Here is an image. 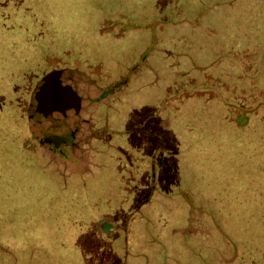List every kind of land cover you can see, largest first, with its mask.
<instances>
[{"label": "rangeland", "instance_id": "obj_1", "mask_svg": "<svg viewBox=\"0 0 264 264\" xmlns=\"http://www.w3.org/2000/svg\"><path fill=\"white\" fill-rule=\"evenodd\" d=\"M258 34L264 0H0V264H264V115L244 125L250 107L207 82ZM65 64L93 96L121 86L89 105L107 129L77 161L29 123L37 81ZM176 81L198 96L166 109Z\"/></svg>", "mask_w": 264, "mask_h": 264}, {"label": "trees", "instance_id": "obj_2", "mask_svg": "<svg viewBox=\"0 0 264 264\" xmlns=\"http://www.w3.org/2000/svg\"><path fill=\"white\" fill-rule=\"evenodd\" d=\"M248 15L250 17H252L250 14H248ZM248 47L249 48H247V49L252 50L253 52H259L258 56L254 57L250 61L245 59V57H244V53L247 51V49L240 50L238 47H232L231 48V52H234V53L233 54L231 53V56H229V57L222 58L223 54H221L218 57H216L212 62L209 61V63L211 62L210 64H213V68H214L215 72H214L213 76H211V74H209V80L207 82L211 83V81H212V82L217 84L218 90L221 89L222 91L224 90L227 93L229 92L231 94L230 98H227V97H223V98L226 101H228L226 103L228 108H231V109L233 108V110H234L233 112L235 114H237V115L240 114V113L236 112V109L239 108L238 106H243L244 108L250 107V111H243L242 113H245V116H246V124H244V125L248 124V125H251L253 127L255 122H256L255 125H258L259 122H262V117H263L262 115H264V40L261 39V34H258L257 36L253 37V39L251 40ZM223 61L229 62L226 65V68L225 69L217 68V67H219V65H222V66L224 65ZM231 64H235V65H233L235 67V70H236L234 80L231 78V76L229 74L232 72ZM236 65H238V69L236 68ZM228 66L230 68L229 70L227 69ZM12 72H13V68L10 67V68L6 69L5 74L8 76V75H11ZM182 73L183 72H181L180 74H182ZM33 75H35V73H33ZM24 76L25 75H23L22 77H24ZM247 77H249V80L247 79ZM177 78H179V77H177ZM230 78L232 79L231 84L226 81V80H229ZM210 79H212V80H210ZM178 81H180V80H178ZM178 81H176V83H174L171 86L170 95L167 96L166 98L162 99L163 107L166 109L167 108H174V103L176 101H182L183 102V100H187L188 98L198 96V94H196V93H192L189 96H187L185 94L186 90H191L192 92H194L193 91L194 87H190V88L188 87L185 90L179 91L181 89V87H180ZM180 84L186 85L188 83L183 82V79H182ZM174 86H176V87H174ZM201 87H204V86H201ZM175 88H176V90H175ZM174 90L176 91L175 93H174ZM218 97H220V96H218ZM218 97H216V98H218ZM222 102H223V100H222ZM223 104H225V103L223 102ZM253 114H257L256 118H258V119L256 121L252 120ZM159 115L160 114H152V112H149V120H148L149 123L148 124L157 125V127L160 128L162 131L167 132L171 128V124H170V127H168V128H164L163 126H160V124H159L160 120H159V118L157 119V117ZM172 117L174 119V116H172ZM183 117H184V114H183ZM184 121H186V123H185L186 128H188L190 130H193V128H196V126L194 125V117L192 115H189V114L186 115V118ZM172 123H173V120H172ZM233 123L238 124L239 122H237V119H236L235 122L233 120ZM242 127H244V126H242ZM182 128H183V126H182ZM149 129H151V128H149ZM234 138H236V137H234ZM192 140H193V136H191L190 138H187L185 140L183 139L182 143H184L186 145H190V143H192ZM140 175H142V174H140ZM93 233H94V230L92 232V235L94 237ZM90 239L92 241L94 238L90 237L87 240L90 242ZM110 239H111V237L109 238V240ZM93 241L94 242H90V243H88L87 241H82L81 244H82V246L88 247L89 248L88 251H89L90 249L96 248V247L91 246V244H101V241H96V240H93ZM105 242H109L108 239H107V241H104V243Z\"/></svg>", "mask_w": 264, "mask_h": 264}, {"label": "flooded vegetation", "instance_id": "obj_3", "mask_svg": "<svg viewBox=\"0 0 264 264\" xmlns=\"http://www.w3.org/2000/svg\"><path fill=\"white\" fill-rule=\"evenodd\" d=\"M55 70L61 72V83L58 85V87L56 86V88L55 86L52 87L49 92L52 91L53 94V90L56 89H60L59 91H63L64 89L75 90L81 96L82 100L86 101V104L81 108V113L84 117L83 124L86 125L89 123L91 126L87 124L86 126L76 127L73 129L69 124H67V122L55 124L49 129L45 137L42 139H38L33 132V143L36 145H41L51 152L63 155L67 161H77V159H75V157H77L76 154H78L79 158L81 159V156H83V153H85L83 145L88 144V142L91 141V138L92 140H101L103 138L102 129H107L106 125L101 128L100 123L97 125V121H94L93 119V114L91 111H88L89 105H91L93 101H96L97 103L103 102L106 104L112 99H116L117 97L119 98L117 90H119L121 86L119 87L118 82L114 83L115 87H110V85H108L104 88V85L100 86V93L93 96L89 93L90 89L89 86H87L90 84V82L84 78L78 67L75 66L71 68L65 64L62 67L56 68ZM119 82L125 84L127 80H122ZM37 83L33 91V109L37 107V104L42 103L38 98L40 96L42 97V93L44 95L45 90V88H41V84ZM98 121H101V119ZM102 122H104L103 119ZM52 129H55V131H52ZM69 154H72L74 158L69 157Z\"/></svg>", "mask_w": 264, "mask_h": 264}, {"label": "water", "instance_id": "obj_4", "mask_svg": "<svg viewBox=\"0 0 264 264\" xmlns=\"http://www.w3.org/2000/svg\"><path fill=\"white\" fill-rule=\"evenodd\" d=\"M60 75L61 72L57 70L47 75L44 83V95L42 93V97L38 98L42 103L37 104V107L30 112L31 130L38 139L45 137L49 129L55 124L67 122L73 129L89 124H83L84 117L81 113V108L86 104V101L82 100L75 90L64 89L59 91L60 89H56L53 90V94L52 91L49 92L52 87L55 86L56 88L61 83Z\"/></svg>", "mask_w": 264, "mask_h": 264}]
</instances>
